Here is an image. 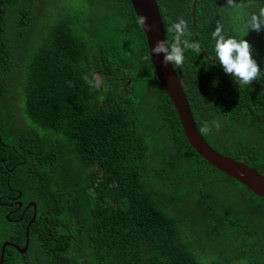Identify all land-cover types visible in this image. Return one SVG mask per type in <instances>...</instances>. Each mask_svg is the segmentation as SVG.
Returning a JSON list of instances; mask_svg holds the SVG:
<instances>
[{
  "label": "trees",
  "instance_id": "1",
  "mask_svg": "<svg viewBox=\"0 0 264 264\" xmlns=\"http://www.w3.org/2000/svg\"><path fill=\"white\" fill-rule=\"evenodd\" d=\"M40 2L0 0L2 264H264V200L190 147L130 1L77 0L29 48ZM157 2L169 40L183 19L187 38L198 37L212 59L217 26L264 55V29L249 28L264 0H199L197 37L192 0ZM258 66L256 86L237 85L201 48L174 67L207 145L264 176V61ZM23 69L26 117L46 137L18 127L3 105ZM247 132L260 146L241 140ZM32 202L37 219L21 256ZM184 203L204 213L196 237H185Z\"/></svg>",
  "mask_w": 264,
  "mask_h": 264
},
{
  "label": "clouds",
  "instance_id": "2",
  "mask_svg": "<svg viewBox=\"0 0 264 264\" xmlns=\"http://www.w3.org/2000/svg\"><path fill=\"white\" fill-rule=\"evenodd\" d=\"M154 1L156 2L158 9L160 11V6H159L157 0H154ZM192 2H194V4H192V17H194V13L196 15L195 9H196V6H197L199 0H195V1L192 0ZM235 3H236V0H225V6L226 7H232ZM134 13H135V11H134ZM160 14H161V11H160ZM135 16L137 18V24H139L141 27L147 26V18L146 17H144L142 15L137 17L136 13H135ZM161 17H162V14H161ZM162 20H163V17H162ZM163 23H164V21H163ZM192 23H194V24H192V33H194V35L197 37L196 20L194 19V21H192ZM194 27L196 29V33L194 30ZM164 28H165V26H164ZM249 28H250V30H255V31H260V30L264 29V7L259 9L258 14L253 13L251 15L250 21H249ZM142 29H143V27H142ZM143 31H144V29H143ZM168 31L173 34L171 40L167 39V37L165 39H162V40H157L151 47V56L152 57H159L161 65L165 68H167L169 65H171V66L182 65L184 60H185V53L186 52L193 51V52L199 53L200 48H201V50L205 54V59L209 62H212V64L215 67H217V69H222V71L225 74L230 75L232 80L239 86H256L257 82L259 81V79L261 78V76L263 74L261 72V68L258 66V63L260 61H264V55L260 54V53H255L247 40L237 39L233 36H227V35L223 34V30L219 26H217L211 34L212 39L214 41V46H213L214 58L213 59L209 53L205 52L204 47L202 46L198 37H197L198 43L195 41H190L187 38V24L183 19H180L177 22L171 24ZM144 33H145V31H144ZM146 35H147V33H146ZM146 38H147V42H148L149 48H150L148 35L146 36ZM149 55H150V53H149ZM174 69H175V67H174ZM175 72H176V70H175ZM176 74H177V72H176ZM178 78H179V76H178ZM179 80L181 81V85H182L184 93H185V87L186 86H185V84H183V81L180 78H179ZM160 86H161V84H160ZM163 91H164V89H163ZM185 95H186V93H185ZM188 102H189V100H188ZM189 106H190V104H189ZM194 120H195V118H194ZM243 129L244 128L238 127V128H236V131L242 132ZM241 140L246 141L247 144H249V145L260 146L259 138L257 136H255L254 133H250V132L245 133V135L241 138ZM184 232L186 233V238H188V235H187V232L185 231V228H184Z\"/></svg>",
  "mask_w": 264,
  "mask_h": 264
},
{
  "label": "water",
  "instance_id": "3",
  "mask_svg": "<svg viewBox=\"0 0 264 264\" xmlns=\"http://www.w3.org/2000/svg\"><path fill=\"white\" fill-rule=\"evenodd\" d=\"M130 3L137 17L142 15L147 18V26L142 27L149 37V53L152 66L155 70L159 83L164 89L166 95L174 104L184 131V135L191 148L194 149L199 156H202L206 162H208L220 173L233 178L253 194L264 200V177L251 167H247L244 164L238 163L232 159L220 155L205 143V140L194 120V116L191 114L187 96L184 93L181 81L175 72L174 66L169 65L167 68H165L161 65L159 57L151 56L152 45L157 40L166 38L164 23L156 2L154 0H130ZM194 19L196 20L195 13ZM194 30L196 33L195 27ZM17 204H19L20 209L23 207L21 202H18ZM29 208H34V214L26 227V245L24 249L15 247V250L21 256H26V254L29 252L30 228L37 219L36 204L33 202L30 203L26 207L25 211ZM6 218L8 219V216ZM6 247H9V245H3L0 264L3 263V255Z\"/></svg>",
  "mask_w": 264,
  "mask_h": 264
},
{
  "label": "rangeland",
  "instance_id": "4",
  "mask_svg": "<svg viewBox=\"0 0 264 264\" xmlns=\"http://www.w3.org/2000/svg\"><path fill=\"white\" fill-rule=\"evenodd\" d=\"M39 8L40 20L39 24L32 28L30 37L27 39L28 47L31 48L35 46L37 42L44 35L49 24L53 19L62 13L64 8H69L71 11H77V0H41ZM25 57L28 59L30 53H27L22 48ZM25 70H21L20 76L12 78L9 83V94L4 100L5 108H11L12 114H14L16 119V124L29 132L32 136H44L46 137L51 132L41 126L35 124L30 118L26 117L25 114V94L22 87V81L24 77ZM97 81L98 78L96 77ZM228 184H231L228 182ZM240 193L243 192L242 189H238ZM182 209L184 211V219H186L185 231L191 237L198 236V232L203 226L204 213L199 208V206H192L188 204H182ZM186 237V233H185Z\"/></svg>",
  "mask_w": 264,
  "mask_h": 264
}]
</instances>
